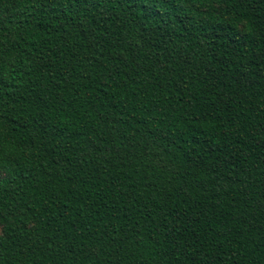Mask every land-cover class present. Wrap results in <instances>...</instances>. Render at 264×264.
Wrapping results in <instances>:
<instances>
[{
    "label": "trees",
    "instance_id": "obj_1",
    "mask_svg": "<svg viewBox=\"0 0 264 264\" xmlns=\"http://www.w3.org/2000/svg\"><path fill=\"white\" fill-rule=\"evenodd\" d=\"M0 264H264V0H0Z\"/></svg>",
    "mask_w": 264,
    "mask_h": 264
}]
</instances>
